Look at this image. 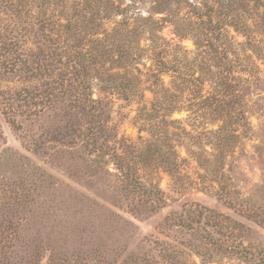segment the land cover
Here are the masks:
<instances>
[{"label":"rangeland","instance_id":"374dc122","mask_svg":"<svg viewBox=\"0 0 264 264\" xmlns=\"http://www.w3.org/2000/svg\"><path fill=\"white\" fill-rule=\"evenodd\" d=\"M3 1L15 8L0 12V35L19 49L0 56V264H264V0H219L244 16L239 29L245 32L230 27L225 39L234 71L226 81L239 100L229 109L236 110L214 112L217 87L209 74H202V91L196 82L184 83L193 74L184 57L194 60L197 75L211 65L193 37L181 42L187 53L170 62L180 73H162L160 83L152 76L153 44L142 42L140 92L130 101L93 80L114 134L139 150L136 168L161 202L122 189L113 152L88 158L76 139L51 142V133L66 124L62 111L39 117L16 100L41 83L31 82V38L17 25L47 9L49 15L74 10L66 12V0H44L46 9L31 8V0ZM144 1L138 7L145 12ZM162 35L178 39L168 24ZM201 93L211 97L205 106ZM156 100L160 110L151 113ZM125 150L126 158L136 153Z\"/></svg>","mask_w":264,"mask_h":264},{"label":"trees","instance_id":"16d2710c","mask_svg":"<svg viewBox=\"0 0 264 264\" xmlns=\"http://www.w3.org/2000/svg\"><path fill=\"white\" fill-rule=\"evenodd\" d=\"M142 1L73 0L70 3L66 0L63 8L66 12L74 10L73 15H49L50 10L45 9L47 6L49 8L50 2L31 0V8L39 9L43 4L46 15H32L31 19L22 20L17 26L31 38V82L35 79L41 80V83L31 90V96L25 91V96L19 93L16 100L23 102L26 108L31 106V110H36L35 114L39 117L44 111H62L66 124L61 128L56 127L57 130L51 133V142L69 145L73 143L70 140L76 139V148H80L88 158H104L113 152L111 158L117 169L114 176L124 185L122 189L161 202L159 190L154 188L149 191L136 168L140 162L134 156L139 150L136 151L133 145L123 144L124 140H118L114 134L108 104L105 100L94 98L93 80L106 84L104 92L130 101L140 92L138 84L141 82V66L144 65L146 52L142 42L150 40L153 44L152 60L156 69L152 76L160 83L162 73H180V66L170 62L179 61L178 55L187 53L181 42L193 37L196 47L201 51L200 55L208 54L211 57L204 61L211 65L208 69H199L200 75H197V71L191 68L195 65L194 60L191 62L184 57L186 63H183V67L193 71V74H186L184 83L193 85L196 82L202 91L206 83L202 74H209L217 87L213 97L217 103L214 112L219 114L220 107H224L223 113L236 110L229 109L239 100L232 96L233 87L226 81L231 76L233 78L234 71L227 62L229 53L225 49V39L230 34L228 28L242 30L239 29V23L244 16L238 14L236 17L239 19L236 20L235 11L230 10L232 4H223L219 0H148L144 1L149 3L145 12L138 7ZM14 6L13 1L8 3L0 0V12L3 14L12 11ZM87 8L92 14L89 17L83 11ZM153 14H161L162 17L156 20ZM117 18L120 21L115 22ZM113 21L115 26L109 27ZM167 24L173 27L177 41L165 39L162 35ZM241 32L244 33L245 29ZM4 39L0 35V56L16 55L19 42L8 44ZM172 52L175 60L169 59ZM201 95L199 99L205 106L211 97ZM229 96L232 102L226 101ZM152 106L151 113L158 112L161 107L158 100ZM177 110L178 107L173 105L169 112ZM35 148L37 154L42 150ZM126 148L136 153H130L131 158H126ZM120 149L122 151L119 153Z\"/></svg>","mask_w":264,"mask_h":264}]
</instances>
